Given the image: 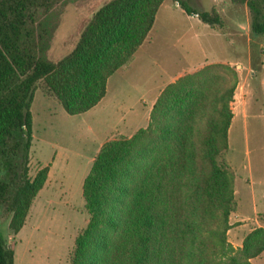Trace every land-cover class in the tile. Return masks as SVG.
I'll return each instance as SVG.
<instances>
[{
	"label": "trees",
	"instance_id": "16d2710c",
	"mask_svg": "<svg viewBox=\"0 0 264 264\" xmlns=\"http://www.w3.org/2000/svg\"><path fill=\"white\" fill-rule=\"evenodd\" d=\"M63 0H0V205L18 232L48 166L29 174L30 105L40 85L69 114L82 113L106 93L108 77L130 62L163 0H108L90 17L74 47L52 61L49 14ZM187 14L222 27L212 8L173 0ZM245 2L250 27L264 34V0ZM208 64L167 83L146 126L102 143L83 178L89 217L76 234L69 264H251L264 250V228L242 247L227 239L234 174L218 161L228 147L229 102L235 82ZM0 264H15L0 235Z\"/></svg>",
	"mask_w": 264,
	"mask_h": 264
},
{
	"label": "rangeland",
	"instance_id": "374dc122",
	"mask_svg": "<svg viewBox=\"0 0 264 264\" xmlns=\"http://www.w3.org/2000/svg\"><path fill=\"white\" fill-rule=\"evenodd\" d=\"M106 1L57 4L49 14L47 58L56 61L67 54ZM188 2L198 9L214 8L222 27H212L177 2L163 0L128 65L108 77L105 95L90 109L69 114L40 85L35 89L29 174L34 176L45 165L48 173L18 232L9 228L10 214L0 205V235L13 247L15 264H69L74 238L89 217L83 178L102 143L129 137L146 126L149 104L167 83L213 63L228 65L230 70L218 68L216 75L235 82L228 147L218 156L234 174L235 204L227 239L236 249L247 233L264 228V34L252 32L245 2ZM249 262L264 264V250Z\"/></svg>",
	"mask_w": 264,
	"mask_h": 264
},
{
	"label": "crops",
	"instance_id": "0c3cea01",
	"mask_svg": "<svg viewBox=\"0 0 264 264\" xmlns=\"http://www.w3.org/2000/svg\"><path fill=\"white\" fill-rule=\"evenodd\" d=\"M154 101H155V99H153V100L150 102V103H151V105L149 104V107H150V108L152 107Z\"/></svg>",
	"mask_w": 264,
	"mask_h": 264
}]
</instances>
